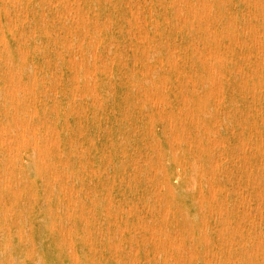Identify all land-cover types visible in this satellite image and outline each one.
Returning a JSON list of instances; mask_svg holds the SVG:
<instances>
[{
	"label": "rangeland",
	"instance_id": "374dc122",
	"mask_svg": "<svg viewBox=\"0 0 264 264\" xmlns=\"http://www.w3.org/2000/svg\"><path fill=\"white\" fill-rule=\"evenodd\" d=\"M262 54L264 0H0V264H264Z\"/></svg>",
	"mask_w": 264,
	"mask_h": 264
},
{
	"label": "bare ground",
	"instance_id": "6f19581e",
	"mask_svg": "<svg viewBox=\"0 0 264 264\" xmlns=\"http://www.w3.org/2000/svg\"><path fill=\"white\" fill-rule=\"evenodd\" d=\"M208 1V0H207ZM208 3V2H207ZM249 3V2H248ZM262 4V3H261ZM195 5V4H194ZM7 13V12H6ZM88 16V15H87ZM254 16V15H253ZM65 17V16H64ZM243 18V17H242ZM82 18H80V20H81ZM14 20V19H13ZM144 20V19H143ZM201 20H204V19H201ZM145 21V20H144ZM147 23V22H146ZM208 23V22H207ZM209 24V23H208ZM97 29V28H96ZM213 33V32H212ZM247 33V32H246ZM210 34V33H209ZM245 34V33H244ZM93 36V35H92ZM95 36V35H94ZM212 38H214L213 36H212ZM216 39V38H215ZM256 39V38H255ZM240 41V40H239ZM70 43V42H69ZM69 46H71V45H69ZM217 46V45H216ZM155 50V49H154ZM145 52V51H144ZM263 55V54H262ZM264 56V55H263ZM90 60V59H89ZM24 62V61H23ZM72 62V61H71ZM93 62H95V61H93ZM111 62V61H110ZM113 63V62H112ZM263 63V62H262ZM113 65V64H112ZM72 66V65H71ZM34 76H35V74H34ZM13 79V78H12ZM142 87H143V85H142ZM80 94V93H79ZM82 96V95H81ZM86 96V95H85ZM5 105V104H4ZM8 136V135H7ZM4 138V137H3ZM32 138V137H31ZM11 139V138H10ZM175 140V139H174ZM176 141V140H175ZM177 142V141H176ZM179 142V141H178ZM211 142V141H210ZM180 143H182V142H180ZM222 145V144H221ZM225 145V144H224ZM199 167V166H198ZM251 170V169H250ZM32 171V170H31ZM161 185V184H160ZM209 185H211L210 183H209ZM194 186V185H193ZM11 187V186H10ZM212 187V186H211ZM213 191V190H212ZM259 206V205H258ZM247 214V213H246ZM257 216H259V215H257ZM241 220V219H240ZM254 221V220H253ZM56 224V223H55ZM19 230V229H18ZM21 231V230H20ZM68 231V230H67ZM152 231V230H151ZM22 232H24V230L22 231ZM68 233V232H67ZM262 241V240H261ZM73 248V247H72ZM261 249V248H260ZM137 251V250H136ZM244 253V252H243ZM93 254H95V253H93ZM98 256V255H97ZM181 257V256H180ZM249 257V256H248ZM235 264V263H234Z\"/></svg>",
	"mask_w": 264,
	"mask_h": 264
}]
</instances>
